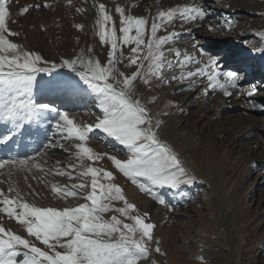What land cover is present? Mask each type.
Masks as SVG:
<instances>
[{
    "label": "rangeland",
    "instance_id": "rangeland-1",
    "mask_svg": "<svg viewBox=\"0 0 264 264\" xmlns=\"http://www.w3.org/2000/svg\"><path fill=\"white\" fill-rule=\"evenodd\" d=\"M99 3L106 5L115 20L119 18L115 7L121 6L135 16L148 18L150 23L158 10L184 5L200 7L205 13L204 19L180 23L179 19H174L166 25L167 30L161 29L158 35L177 34L166 48L187 51L205 62L207 57H214L216 70L221 73L220 83H225L223 74L228 72L236 73L238 80L236 87L227 88L230 95H225L219 86H210L206 76L197 75L183 81L172 79L173 75L179 77L181 73V68L175 66L164 70L163 79L154 78L148 85L139 80L136 82L137 94L142 101L156 98L147 106L155 118L163 121L160 138L171 146L195 176L194 181L179 189L153 187L152 191L162 197L164 203L141 192L126 177H120L106 155L101 160L87 163L112 171L114 182L136 206L138 199L128 196L129 186L125 182L139 190V212L148 213L147 222L155 225L153 234L164 253H156L155 244H152L151 260L156 264L195 261L202 264H264V79L252 78L247 72V69L256 71L258 68L264 72V39L260 42V38L243 36L241 30L245 32L248 24L245 20H237L234 24L231 19L224 20L211 13L213 9L209 5H222L216 0H71V3L68 0H11L8 27L19 35L9 39L25 50L41 55L48 63L40 66L50 69L34 74L36 79L31 92L25 93L22 99L30 95L37 104H52L60 111H67L82 125L94 124L102 116L95 95L75 73L67 68H51L53 63L75 58L82 50L86 56L99 58L102 63L107 60L109 46L102 45L96 34ZM37 4L40 7H30L20 15L21 8ZM253 19L264 18L256 15ZM76 25H82V28ZM225 25L231 29L229 34ZM249 26V29L264 32L262 22ZM216 29L233 37L232 41L216 38ZM42 39L43 44L39 43ZM251 41L253 43L249 44ZM254 43H261L260 48L254 50ZM89 48L92 49L90 54ZM166 56L176 64L174 53L166 52ZM196 67L192 63L184 71H195ZM121 70L130 74L135 66L121 65ZM250 91L253 92L251 96H260L257 101L250 98ZM251 101L259 106H250ZM55 119V113L45 112L39 118L24 120L19 128L10 122L0 123V160L34 157L43 168V171L35 166L0 169V189L7 192L11 185L29 203L62 209L85 201L71 197L64 199L52 191L53 184L70 186L78 182L55 172L59 168L75 176L77 173L69 165L79 163L73 156L76 141L66 138V133L55 131ZM3 137L9 139L5 141ZM87 146L96 154L116 155L121 160L127 158L124 146L99 129L94 128L89 133ZM0 222L35 241L6 214L0 213ZM35 243L45 248L39 241ZM197 257H203V261ZM20 259L22 256L17 257L18 261Z\"/></svg>",
    "mask_w": 264,
    "mask_h": 264
},
{
    "label": "snow or ice",
    "instance_id": "snow-or-ice-1",
    "mask_svg": "<svg viewBox=\"0 0 264 264\" xmlns=\"http://www.w3.org/2000/svg\"><path fill=\"white\" fill-rule=\"evenodd\" d=\"M10 2L0 0V85H3L0 88V120L19 128L24 120L39 118L45 112L55 113L53 127L56 132L66 133V138L76 141L73 156L79 163L69 165L77 173L75 176L59 168L55 172L78 182L70 186L53 184L52 191L61 198L71 197L85 202L62 209L39 207L29 203L11 185L7 192L0 189V213L17 221L27 237H34L45 246L38 247L32 239L17 234L0 222V264H156L151 260L152 244H155L156 253H164H161L159 241L153 234L155 225L147 222L148 213H140L137 206L126 198L123 188L114 182L112 171L87 163L107 155L94 153L87 141L95 128L123 145L127 150L126 159H118L116 155H107V158L119 173L159 203L165 201L152 191L153 187L179 189L195 180L179 155L160 138L163 121L155 118L147 106L156 98L142 101L137 94L136 82L139 80L148 85L154 78L163 79L166 68L171 70L178 66L181 73L179 77L173 75L172 79L183 81L197 75L206 76L210 86H219L225 95H230L227 88L236 87V73L223 74L226 81L222 84L214 57H207L205 62L187 51L166 48L177 34L158 35L161 29L166 31V25L174 19L202 20L205 13L198 6H177L158 10L150 23L148 18L135 16L125 7L116 6L119 18L115 20L106 5L99 3L96 34L102 45L109 46L107 60L102 63L99 58L86 56L82 50L75 58L51 65L52 69L67 68L75 73L95 95L102 116L94 124L82 125L67 111H60L47 103L37 104L30 95L21 98L31 92L36 79L34 74L50 69L40 66L48 63L41 55L25 50L9 39L19 35L8 27ZM30 7L40 5L25 6L20 9V15ZM76 27L82 28V25ZM259 35L264 39V32ZM91 52L89 48L88 53ZM166 52L174 53L175 65L167 59ZM192 63L197 65L196 70L184 71ZM121 65L135 66V70L126 74ZM7 139L9 137H3V140ZM31 166L43 171L34 157L0 160V169ZM118 203L122 206H117ZM21 256L18 261L17 257ZM197 259L203 261V257Z\"/></svg>",
    "mask_w": 264,
    "mask_h": 264
},
{
    "label": "bare ground",
    "instance_id": "bare-ground-1",
    "mask_svg": "<svg viewBox=\"0 0 264 264\" xmlns=\"http://www.w3.org/2000/svg\"><path fill=\"white\" fill-rule=\"evenodd\" d=\"M221 2V7H217V6H213V5H209L210 8L213 9V11L211 13L215 14L218 16V18H223L224 20H233L234 24H237V20H245L246 22H248L246 30L244 32V30L242 31L243 36H254L257 38H260L262 41L261 36L259 35L260 31L259 29H249L248 27H250L249 25H253L256 26L257 24H259L260 22L264 23V19H253V17H255L256 15H260L264 18V2L261 0H255V1H251V0H216ZM252 4H255V6H253ZM225 10V11H224ZM148 17V16H147ZM180 21H183L182 19H179L178 22L180 23ZM223 21V20H221ZM185 23V22H184ZM225 28L227 30L226 33L229 34L228 31H230L231 29L228 27V25H225ZM264 28V27H263ZM217 30V29H216ZM224 30V29H223ZM234 30V29H233ZM236 30V29H235ZM28 32V31H27ZM238 32V31H237ZM31 34V33H30ZM57 34V33H56ZM54 34V36L56 35ZM236 34V32H235ZM214 35L216 38L218 39H226L227 42H231L233 37L230 36H225V34H222V30H217V32H214ZM234 35V34H233ZM238 35V34H237ZM53 36V37H54ZM260 36V37H259ZM56 37V36H55ZM54 37V38H55ZM33 38V35H32ZM239 39V38H238ZM45 41L42 39L39 41V43L43 44ZM54 42H56V40L54 39ZM238 44L240 45V42L237 41ZM253 43V41H251L249 44ZM255 46L253 47V49H258L260 48V44L256 45V43H254ZM34 45V44H33ZM244 62V61H242ZM239 64V63H237ZM240 66V64H239ZM235 68V67H233ZM241 68V67H240ZM242 69V68H241ZM129 70V69H128ZM247 72L249 73V75L251 74L252 78H259V79H264V72L262 70H260L259 68L256 71H253L252 69H247ZM240 77V76H239ZM247 78V77H246ZM237 92V91H236ZM260 96H251L250 98H255V100L257 101V99ZM246 102V101H245ZM250 106H259V104L257 102H252L250 103ZM261 111V110H260ZM249 136V134L247 135ZM246 136V137H247ZM264 153V152H263ZM107 156V155H106ZM109 161V160H108ZM264 161V160H263ZM119 173V172H118ZM121 174V173H120ZM123 174L120 175V177H122ZM126 186H129L128 189V196L130 198H137L138 199V209L140 210V196L138 197V193L139 190L128 184L127 182ZM141 195V194H140ZM132 199V200H133ZM134 201V200H133ZM137 202V201H136ZM23 229V228H22ZM175 260V259H174ZM178 260V259H177ZM178 262V261H177ZM183 264H202L199 261H195L194 263H190V262H184Z\"/></svg>",
    "mask_w": 264,
    "mask_h": 264
}]
</instances>
